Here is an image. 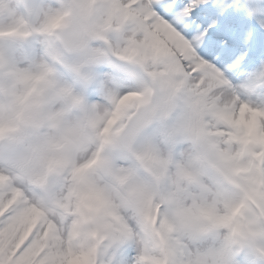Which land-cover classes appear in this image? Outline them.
<instances>
[{
    "label": "clouds",
    "instance_id": "1",
    "mask_svg": "<svg viewBox=\"0 0 264 264\" xmlns=\"http://www.w3.org/2000/svg\"><path fill=\"white\" fill-rule=\"evenodd\" d=\"M155 2L0 0V264H264V59Z\"/></svg>",
    "mask_w": 264,
    "mask_h": 264
},
{
    "label": "snow or ice",
    "instance_id": "2",
    "mask_svg": "<svg viewBox=\"0 0 264 264\" xmlns=\"http://www.w3.org/2000/svg\"><path fill=\"white\" fill-rule=\"evenodd\" d=\"M253 6V0H233V3H220L219 0H156L153 4L155 11L164 19L169 21L172 26L186 38L191 37V41L197 48L200 47L205 38H211L217 28L207 22L205 18L216 16L219 18L220 13L225 8H240L247 9ZM201 24H206V27H201ZM211 28V31H209ZM203 55L209 56L214 54L209 48L201 49ZM201 56V55H200ZM202 57V56H201ZM0 191H7L3 189ZM27 245L25 244V247ZM23 248L20 249V252ZM17 252L16 255H19Z\"/></svg>",
    "mask_w": 264,
    "mask_h": 264
},
{
    "label": "rangeland",
    "instance_id": "3",
    "mask_svg": "<svg viewBox=\"0 0 264 264\" xmlns=\"http://www.w3.org/2000/svg\"><path fill=\"white\" fill-rule=\"evenodd\" d=\"M178 3L180 2V1H177ZM184 2L186 3L187 1H185L184 0ZM220 3H233V0H221V1H219ZM241 2H242V0H241ZM225 9H229V8H225ZM233 16L236 18L238 15H240L241 14V11H242V9H240V8H236V7H233ZM227 29V34H231V32H232V29L233 28H235V27H233V25H231V26H226V25H224V26H222V28L221 29ZM209 29H211V28H209ZM210 31V30H209ZM208 40H207V38H205V40L200 44V46H207L208 45ZM4 43V45L10 50V51H16V50H18V49H20V50H23V42H20V41H15V40H11V41H6V42H3ZM197 53L199 54V55H201L205 60H208L207 58H209V56H205V55H203L200 51H199V49L197 48ZM25 54H27V53H25ZM231 60H234V59H231ZM212 64H214L215 66H216V68L218 69V70H220L222 73H224V75H225V77L229 80V81H231L232 82V84L233 85H237V86H239V85H241L244 81H246V79L245 80H237V82L235 83V81L234 80H232L231 79V77L226 73L227 71H232L233 70V68H231L230 67V64H233V63H231V62H229V61H227V60H223L222 61V64L221 63H217L216 61H214V62H211ZM254 67V66H253ZM252 67V65L250 66V68H253ZM117 70L118 71H120V72H123L125 75H131L133 72H134V70L133 69H130V68H117ZM248 70H250L249 68L246 70V71H248ZM249 264H251V261L249 262Z\"/></svg>",
    "mask_w": 264,
    "mask_h": 264
},
{
    "label": "bare ground",
    "instance_id": "4",
    "mask_svg": "<svg viewBox=\"0 0 264 264\" xmlns=\"http://www.w3.org/2000/svg\"><path fill=\"white\" fill-rule=\"evenodd\" d=\"M253 11H255L256 16L260 17V16H264V0H254V5H253ZM227 15V11H224L220 14V18H224ZM218 26V25H217ZM189 39H191V37H188ZM217 52H220L222 50V47H216L215 48ZM244 49H242V46H238L236 48V52H235V56L239 55ZM258 50L260 52L259 56H257L256 59H253L250 57L249 61L246 58V61H242L240 64H243V67L252 65V64H256L258 63V58L260 59H264V38H261L258 40ZM253 53V51L251 52V54ZM253 56V55H252ZM255 56V55H254ZM248 61V62H247ZM259 61V62H260ZM247 62V63H246ZM246 63V64H245ZM244 71L242 70H232V71H227L226 73L231 77L232 80L235 81V83L237 82V80H245L248 78V75L243 73ZM225 76V75H224ZM232 83V82H231Z\"/></svg>",
    "mask_w": 264,
    "mask_h": 264
}]
</instances>
